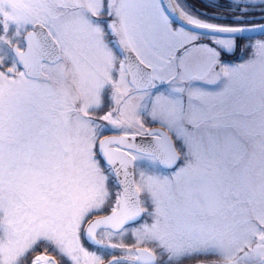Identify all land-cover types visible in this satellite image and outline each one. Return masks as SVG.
I'll use <instances>...</instances> for the list:
<instances>
[{"label":"snow or ice","instance_id":"1","mask_svg":"<svg viewBox=\"0 0 264 264\" xmlns=\"http://www.w3.org/2000/svg\"><path fill=\"white\" fill-rule=\"evenodd\" d=\"M0 264H264V0H0Z\"/></svg>","mask_w":264,"mask_h":264}]
</instances>
